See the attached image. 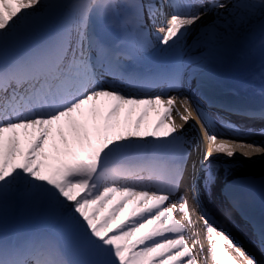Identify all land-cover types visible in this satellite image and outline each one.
<instances>
[{"label":"snow or ice","instance_id":"snow-or-ice-1","mask_svg":"<svg viewBox=\"0 0 264 264\" xmlns=\"http://www.w3.org/2000/svg\"><path fill=\"white\" fill-rule=\"evenodd\" d=\"M213 11L237 35L259 17L264 36V0H0V264H198L186 235L196 237L204 264H264L201 196V182L204 191L216 183L221 157L264 156V140L253 139L264 136L255 127L264 105L234 109L252 123L218 122L182 92L188 53L220 35L223 24L203 22ZM148 58L163 63L126 67ZM125 79L164 87L126 91ZM139 104H162L163 114L154 125L133 120L130 106ZM190 120L203 142L195 158ZM182 186L200 209L206 253L199 233L174 217L178 200L194 224ZM228 195L236 207L238 194ZM252 232L264 249V222Z\"/></svg>","mask_w":264,"mask_h":264},{"label":"bare ground","instance_id":"bare-ground-1","mask_svg":"<svg viewBox=\"0 0 264 264\" xmlns=\"http://www.w3.org/2000/svg\"><path fill=\"white\" fill-rule=\"evenodd\" d=\"M226 2L227 0H221ZM235 2V0H231L229 2H226L229 7H231V4ZM230 3V4H229ZM221 14L224 17H227V13L224 12L223 10H220ZM103 20H105L103 17H101ZM106 21V20H105ZM204 24L211 25L213 22H215L217 25L223 24V27L219 28V37L215 40V42L208 44L207 46H197L194 51H190L188 53L189 56L193 57V60L190 62L191 65L193 66H200L196 67L199 71H201L202 74L204 73H209L207 71L208 66L211 64L208 62H205L204 60H199L196 56L202 57L206 55L207 51L209 50V47L211 45H218V44H229L230 40L232 38H235L239 43L237 45H240L241 48H243L244 53H249L250 50H253V48L260 42L264 41V36H262L261 31H260V21L259 17H257L250 27L256 28L255 31L250 32L247 29L249 26L245 27L240 31V33L234 34L228 29V25L224 24L223 20L217 18V14L215 11L210 12L209 15L204 18ZM258 24V25H255ZM257 26V27H256ZM154 31H155V27ZM197 31L193 32L192 35L188 39V43L191 45L194 40L197 39V34L200 31L199 25L196 26ZM227 39L228 42H225L224 40ZM250 57L243 60V62L239 65H236L234 70L237 71H252L253 75H259L261 71L262 66L264 65V47L259 46L255 52L252 55H249ZM160 62H163L160 60ZM135 64L133 62H129V64ZM156 63V61H154ZM205 69V70H204ZM191 71V70H190ZM205 78V77H202ZM186 82L189 84L186 85V90H188L191 94L201 97V94H204L205 89L203 88V79H201L200 74L197 77H194V74L192 72L186 73ZM202 85V86H201ZM202 98V97H201ZM134 109L132 112V118L133 120L139 119L141 116L144 117V123H150V124H155V122L160 118V116L163 114L164 111V106L162 104H158L156 107H152L150 105L146 104H139V105H133L130 106ZM175 116L176 122L178 124L184 123L179 115H176L173 113ZM185 128L187 129V133L194 137L197 142H199V151H196L195 149L193 150V153L198 156L202 151H203V143L200 140V134L195 131V128L190 125V123H186ZM143 127V124H142ZM257 136V135H256ZM255 136V137H256ZM254 138V137H253ZM222 160H224V163L219 166V171L217 173V180L216 183L211 187V188H216L222 190L224 187L226 188L229 184H232L235 179H240L238 181H250V180H264V156L261 155H255L251 159H246L239 153L235 155L232 160H226L225 158L221 157ZM201 187H203V184L201 182ZM175 203V200L172 201ZM177 210L174 212L176 214ZM188 231L190 232L189 228ZM191 233V232H190ZM200 236L203 237L201 239V243L205 245V250L207 251L208 248V241L206 238V227L204 224H200L199 227V238ZM191 237L192 236H185L186 242L189 244L190 247H192V250L194 253H196L197 261H199L202 256L199 250V244H196L195 247L192 246L193 241L191 242ZM237 237V236H236ZM239 238V237H238ZM248 239H250L251 243L255 242V239L251 235L248 234ZM198 264H203L201 262H198ZM209 264L211 262L209 261Z\"/></svg>","mask_w":264,"mask_h":264},{"label":"rangeland","instance_id":"rangeland-1","mask_svg":"<svg viewBox=\"0 0 264 264\" xmlns=\"http://www.w3.org/2000/svg\"><path fill=\"white\" fill-rule=\"evenodd\" d=\"M67 2H71V0H67ZM230 4V3H229ZM96 24H100V25H102L103 26V28H104V34L108 31V28H107V21H105V20H103L101 17H97V18H94V25H96ZM255 25H258V24H255ZM257 27V26H256ZM248 31H250V32H253V31H255L256 30V28H255V26H254V28H252V27H250L249 26V28L247 29ZM225 42H228V40L227 39H225L224 40ZM230 42H232V43H235V42H237L236 41V39L235 38H232L231 40H230ZM259 43L253 48V50H250L249 51V53L248 54H245V56H243V58H249L250 56L249 55H252L254 52H255V50L259 47V46H261V44L262 43H264V41L263 42H260V41H258ZM213 52H214V45H211L210 47H209V50L207 51V53H206V55H204L202 58L203 59H201V57H199V56H196L197 58H199V60H204L205 61V58H207V57H210L212 54H213ZM156 58H148V59H146L145 61H153V60H155ZM196 67H200V66H193V65H191L190 63H188V65H187V68H186V70L187 71H189V73H190V70H191V72L194 74V75H196L197 76V73H199L198 71H197V68ZM203 70V69H202ZM201 70V71H202ZM259 128H261L260 126H259ZM217 192L219 193V194H221V191H218L217 190ZM225 205H221V210L226 214V216H227V219H228V221L230 222V220H231V216L229 215V213H228V209H226V207H224ZM131 208V204H129V206H128V208L127 209H125V213L129 210ZM232 221L234 222V224H236L237 226H239L236 222H235V220H233L232 219ZM240 227V226H239ZM242 229V230H241ZM240 230L243 232V228H240ZM201 239H203V237L202 236H200V238H199V240H200V242L202 241ZM199 250H200V248H199ZM207 251L205 250V253H206ZM201 253V252H200ZM203 255H204V253H201V256H202V258L200 259V262H203L204 263V260H203Z\"/></svg>","mask_w":264,"mask_h":264}]
</instances>
